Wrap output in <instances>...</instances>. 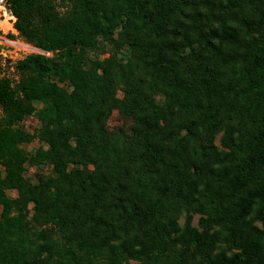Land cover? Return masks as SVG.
Segmentation results:
<instances>
[{"label":"trees","instance_id":"obj_1","mask_svg":"<svg viewBox=\"0 0 264 264\" xmlns=\"http://www.w3.org/2000/svg\"><path fill=\"white\" fill-rule=\"evenodd\" d=\"M7 3L0 264H264V0Z\"/></svg>","mask_w":264,"mask_h":264},{"label":"rangeland","instance_id":"obj_2","mask_svg":"<svg viewBox=\"0 0 264 264\" xmlns=\"http://www.w3.org/2000/svg\"><path fill=\"white\" fill-rule=\"evenodd\" d=\"M8 4L7 3V0H4L3 2H1L0 4V34H4V31H7V32H10L11 33V23L10 21L8 20L9 19V15L7 16H4L3 12H4V8L1 7V5H4V4ZM8 6V5H7ZM9 9V8H8ZM11 10L9 9V14H11ZM11 19V18H10ZM16 20V17H14L13 20L11 21H15ZM4 30H3V29ZM14 28V27H13ZM110 52H111V48L109 45H102V47H100L99 49H97L96 51H90L89 52V57H95V56H100L101 58H105V57H108L110 55ZM15 63V62H14ZM14 63H8L9 66H6L5 67V72L7 75H9L10 77H13L14 79H16L18 76H17V72L14 68ZM119 95L122 96L123 95V92L120 90L119 91ZM37 107L38 108H41L42 107V103L40 102H37L36 103ZM109 126L111 129H114L116 128L117 126H121V125H127L129 124V122H127V120L122 117L121 113L119 112L118 109H115L112 113V115L110 116L109 118ZM23 126L33 132L35 131L37 128H39L42 124V121L39 119V117L34 114V115H30L28 117H26L24 119V121L22 122ZM42 145V142L38 139H35L33 142L31 143H26L25 144V147L28 151H34V149L38 148L39 146ZM52 170V166L50 164H48L44 170H41L40 168H38L37 166H34V165H27V170H26V175L31 177V180L33 182H36L37 181V173L39 172H45L47 174H50ZM9 194L11 196H16L17 195V191L16 190H10L9 191ZM32 206V205H31ZM1 212H2V207L0 205V218H1ZM199 218H200V214H195L194 215V219H193V224L194 225H198V222H199ZM185 221L184 217H181L180 218V223L183 224Z\"/></svg>","mask_w":264,"mask_h":264},{"label":"built area","instance_id":"obj_3","mask_svg":"<svg viewBox=\"0 0 264 264\" xmlns=\"http://www.w3.org/2000/svg\"><path fill=\"white\" fill-rule=\"evenodd\" d=\"M3 1L4 0H0V4ZM1 7L4 8V16L9 15L8 20L11 23V33L14 34L12 36L10 32L7 31H4V34H0V57L3 59V61H10L11 63H14L32 54H43L46 56L53 55V51L44 50L40 47L35 46L34 44L21 37L16 29L13 30V21L11 20H13L15 16L12 13L9 14V9L6 3L4 5H1Z\"/></svg>","mask_w":264,"mask_h":264},{"label":"crops","instance_id":"obj_4","mask_svg":"<svg viewBox=\"0 0 264 264\" xmlns=\"http://www.w3.org/2000/svg\"><path fill=\"white\" fill-rule=\"evenodd\" d=\"M13 22H14V21H13ZM13 22H12V24H13ZM12 29L15 30V28H13V26H12Z\"/></svg>","mask_w":264,"mask_h":264}]
</instances>
